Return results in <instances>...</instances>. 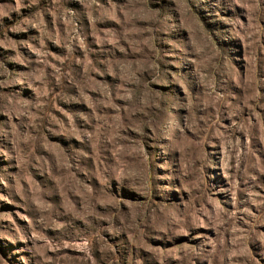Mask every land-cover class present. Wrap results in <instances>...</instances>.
<instances>
[{
    "label": "rangeland",
    "instance_id": "obj_1",
    "mask_svg": "<svg viewBox=\"0 0 264 264\" xmlns=\"http://www.w3.org/2000/svg\"><path fill=\"white\" fill-rule=\"evenodd\" d=\"M0 264H264V0H0Z\"/></svg>",
    "mask_w": 264,
    "mask_h": 264
}]
</instances>
